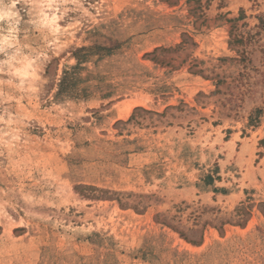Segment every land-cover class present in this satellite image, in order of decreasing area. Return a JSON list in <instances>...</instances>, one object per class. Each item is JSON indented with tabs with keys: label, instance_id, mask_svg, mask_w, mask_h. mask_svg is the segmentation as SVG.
Segmentation results:
<instances>
[{
	"label": "rangeland",
	"instance_id": "1",
	"mask_svg": "<svg viewBox=\"0 0 264 264\" xmlns=\"http://www.w3.org/2000/svg\"><path fill=\"white\" fill-rule=\"evenodd\" d=\"M0 264H264V0H0Z\"/></svg>",
	"mask_w": 264,
	"mask_h": 264
}]
</instances>
